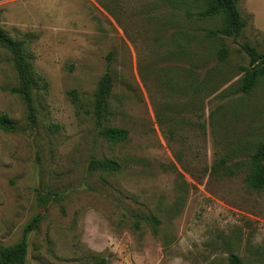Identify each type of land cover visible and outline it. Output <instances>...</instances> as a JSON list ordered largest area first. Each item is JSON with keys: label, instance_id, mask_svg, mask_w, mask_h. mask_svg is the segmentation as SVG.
Wrapping results in <instances>:
<instances>
[{"label": "rangeland", "instance_id": "rangeland-1", "mask_svg": "<svg viewBox=\"0 0 264 264\" xmlns=\"http://www.w3.org/2000/svg\"><path fill=\"white\" fill-rule=\"evenodd\" d=\"M204 8L0 0V27L27 41L48 82L31 124L0 45V113L16 123L0 127V244L41 216L25 264H229L231 253L264 264V189L247 179L264 141V76L239 90L250 66L243 46L264 53V0L239 1L247 24L237 39L209 33L223 17H202ZM107 70L111 113L100 125L92 102ZM108 126L127 139L108 140Z\"/></svg>", "mask_w": 264, "mask_h": 264}, {"label": "trees", "instance_id": "trees-1", "mask_svg": "<svg viewBox=\"0 0 264 264\" xmlns=\"http://www.w3.org/2000/svg\"><path fill=\"white\" fill-rule=\"evenodd\" d=\"M205 3V8L199 13L202 17L222 15L223 25L221 29L210 30L211 34H221L224 36H233L237 39L244 28L246 20L243 18L240 9V0H200ZM0 45L7 49L11 54V61L18 79V85L10 89L14 94H19L23 99L28 112V119L31 124L37 121L36 108L34 104L35 93L41 86H48L46 79L36 71L34 67V55L27 49L25 39H16L9 35L0 27ZM244 49L250 55V66L246 69L242 78L239 90L248 93L252 91L264 76V53L258 51L255 46L246 44ZM227 48H221L219 54L224 57ZM114 79L109 70H107L99 80L98 86L94 92L92 102V113L96 122L103 125L110 111L108 108L109 98L113 91ZM76 98L77 90L71 91ZM15 121L8 113H0V127L6 130H15ZM105 137L114 142L127 139L129 131L126 128L108 126L102 130ZM104 168L118 170L120 164L112 159H105L100 162ZM248 183L255 189H264V141L261 142L251 155L250 171ZM41 216L36 215L24 227L21 238L11 245L0 244V264H25L28 254L29 234L38 227ZM157 222L158 220L155 219ZM101 264H104L102 262ZM229 264H246L243 259L236 253L229 255Z\"/></svg>", "mask_w": 264, "mask_h": 264}]
</instances>
